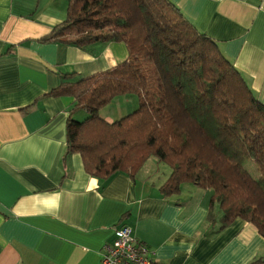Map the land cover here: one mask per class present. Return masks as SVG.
<instances>
[{"label":"crops","instance_id":"0c3cea01","mask_svg":"<svg viewBox=\"0 0 264 264\" xmlns=\"http://www.w3.org/2000/svg\"><path fill=\"white\" fill-rule=\"evenodd\" d=\"M67 1L0 0V264H103L102 246L121 225L145 243L151 264H264L253 224L236 218L219 229L218 215L208 224L211 191L187 184L163 197L170 171L157 159L134 179L118 172L106 181L89 175L78 153L63 160L72 99L51 91L65 73L84 78L128 58L123 42L45 41ZM169 1L264 104V0Z\"/></svg>","mask_w":264,"mask_h":264},{"label":"trees","instance_id":"16d2710c","mask_svg":"<svg viewBox=\"0 0 264 264\" xmlns=\"http://www.w3.org/2000/svg\"><path fill=\"white\" fill-rule=\"evenodd\" d=\"M44 40L78 47L116 41L128 49L115 67L84 78L65 73L51 91L72 99L64 161L78 153L84 170L106 181L118 172L134 179L154 156L170 171L159 187L163 197L179 194L183 184L207 189L208 224L219 209V229L241 218L264 237V104L219 45L173 3L68 0L64 20ZM131 94L134 111L115 120L101 115ZM79 110L88 114L82 121L72 118Z\"/></svg>","mask_w":264,"mask_h":264},{"label":"built area","instance_id":"2783aa9c","mask_svg":"<svg viewBox=\"0 0 264 264\" xmlns=\"http://www.w3.org/2000/svg\"><path fill=\"white\" fill-rule=\"evenodd\" d=\"M114 238L102 246L100 255L103 264H151L150 250L134 237L127 226L114 229Z\"/></svg>","mask_w":264,"mask_h":264},{"label":"rangeland","instance_id":"374dc122","mask_svg":"<svg viewBox=\"0 0 264 264\" xmlns=\"http://www.w3.org/2000/svg\"><path fill=\"white\" fill-rule=\"evenodd\" d=\"M124 97H126V98H122V96H120V98L114 99L109 104L104 106L101 109L102 116H104L108 112H111V115L113 116V118L118 119V118L125 116V115L129 114L130 112L134 111L138 106L137 97L134 94L124 95ZM74 116H77V118L80 121H82L88 116V114L86 112H84L83 110H79V111H76L74 113ZM115 119H113V120H115ZM148 159H147L145 165H146V167L151 168V166H153V164L156 163V158L154 156H150ZM159 162H160L161 172L164 170V168H166V170H169L168 166L165 163H163L161 161H159ZM245 166L254 176L258 174L255 166L253 165V163L251 161H247L245 163ZM186 185L187 184H183L181 189L183 190V188ZM190 186H194V185H190ZM201 189L204 190L203 188H201ZM220 213L221 212H219V214L217 213V215L220 216Z\"/></svg>","mask_w":264,"mask_h":264}]
</instances>
